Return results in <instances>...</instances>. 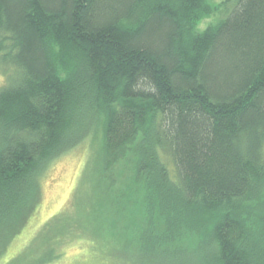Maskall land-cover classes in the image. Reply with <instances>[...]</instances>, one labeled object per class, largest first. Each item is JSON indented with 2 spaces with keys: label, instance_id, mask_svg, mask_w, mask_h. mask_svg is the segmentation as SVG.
I'll list each match as a JSON object with an SVG mask.
<instances>
[{
  "label": "trees",
  "instance_id": "1",
  "mask_svg": "<svg viewBox=\"0 0 264 264\" xmlns=\"http://www.w3.org/2000/svg\"><path fill=\"white\" fill-rule=\"evenodd\" d=\"M0 74V245L100 133L114 264H264V0H0Z\"/></svg>",
  "mask_w": 264,
  "mask_h": 264
},
{
  "label": "rangeland",
  "instance_id": "2",
  "mask_svg": "<svg viewBox=\"0 0 264 264\" xmlns=\"http://www.w3.org/2000/svg\"><path fill=\"white\" fill-rule=\"evenodd\" d=\"M209 20L203 19L199 27L206 26ZM100 144L98 133L93 140H85L50 160L39 178V198L30 217L14 227L9 226L6 235L1 237L0 264L10 259L12 264H32L33 256L44 258L51 245L55 246L57 256L49 259L47 255L49 261L43 264H114L116 258L109 255L108 245L116 242L117 237L105 230L100 217L108 212L121 218L124 216L121 210L125 208L119 209L116 202L126 205L134 196L117 197L116 191L109 189L110 184L119 188L125 183L127 172L122 162L109 176L102 175L94 188V170L100 175ZM95 198L102 204L94 203ZM62 220H66L62 226L57 224ZM141 231L139 227L132 235L137 236ZM59 237L62 240L57 242ZM186 242L189 244L191 240ZM113 254L117 256V252Z\"/></svg>",
  "mask_w": 264,
  "mask_h": 264
}]
</instances>
